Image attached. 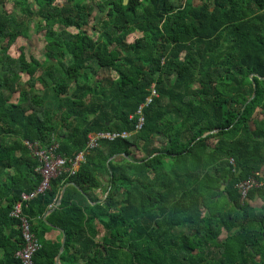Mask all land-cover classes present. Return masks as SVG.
<instances>
[{
  "label": "trees",
  "instance_id": "16d2710c",
  "mask_svg": "<svg viewBox=\"0 0 264 264\" xmlns=\"http://www.w3.org/2000/svg\"><path fill=\"white\" fill-rule=\"evenodd\" d=\"M203 1L16 0L0 10V264H22L11 211L42 180L26 140L57 142L65 158L85 151L75 174L60 173L24 209L41 243L35 264H58L53 228L67 235L60 264H264V186L249 193L259 206L238 190L264 170V0ZM91 17L97 38L68 30ZM32 27L45 31L44 61L8 53ZM107 132L130 135L86 151L90 134Z\"/></svg>",
  "mask_w": 264,
  "mask_h": 264
},
{
  "label": "built area",
  "instance_id": "2783aa9c",
  "mask_svg": "<svg viewBox=\"0 0 264 264\" xmlns=\"http://www.w3.org/2000/svg\"><path fill=\"white\" fill-rule=\"evenodd\" d=\"M158 93L154 85L150 88V94L146 98V101L137 109L138 121L136 129L139 130L144 124L143 108L150 104ZM130 133H92L89 135V141L87 143V150L98 146L99 139L107 137L114 139L116 137H128ZM25 144L31 150L32 154L38 158L39 166L37 171L40 173L42 180L39 186L32 192H23L20 198L14 203L11 216L18 220V228L20 229L21 237L23 240V246L16 252V256L20 258L22 264H35L33 260L34 254L40 249L41 243L38 236L32 229V224L29 216L25 213V208L28 206V202L35 198L38 194L44 193L50 186V181L58 176L63 171H68L69 174H75L79 169L81 163L85 159V151L79 152L74 157L65 158L57 153L59 144L57 142L52 143L50 146H44L39 141L31 142L26 140ZM69 167H66V166ZM264 186V170L256 171L246 180L238 184V190L240 193L241 202H249L252 205H256L258 199L251 200L249 193L253 188Z\"/></svg>",
  "mask_w": 264,
  "mask_h": 264
},
{
  "label": "rangeland",
  "instance_id": "374dc122",
  "mask_svg": "<svg viewBox=\"0 0 264 264\" xmlns=\"http://www.w3.org/2000/svg\"><path fill=\"white\" fill-rule=\"evenodd\" d=\"M16 0H5V2L2 4L0 3V10L5 9L8 12H11L15 9L14 2ZM203 0H196V4H202ZM32 5L36 7L35 2L32 1ZM91 22L89 24L83 25L82 27H77L78 25H70L68 27V30L71 32H77L80 29L86 30L90 35H92L94 38H97V32L94 31L92 23H93V17H91ZM141 33L139 31H136L135 33L128 36L127 40L128 42H133L135 38L140 36ZM45 45H46V39H45V31H36L35 28L32 27L30 36L27 38L18 37L13 44L10 46L8 53L13 56H19V54L24 51L26 52L27 56H34L35 58L39 60H45ZM114 75V73H111ZM28 76L26 74H23V80H26ZM39 88H42L40 84H38ZM17 97V94L14 96V98ZM143 154L141 152H136V157L141 158ZM261 205L260 201H256V206ZM102 229V227H101ZM103 230V229H102ZM226 236V231L222 232L221 238H224Z\"/></svg>",
  "mask_w": 264,
  "mask_h": 264
},
{
  "label": "water",
  "instance_id": "95a60500",
  "mask_svg": "<svg viewBox=\"0 0 264 264\" xmlns=\"http://www.w3.org/2000/svg\"><path fill=\"white\" fill-rule=\"evenodd\" d=\"M128 1H129V0H123V3L126 5V4L128 3ZM255 90H256V84L254 83V93H253V96L255 95ZM114 157H115V156H114ZM112 158H113V157H112ZM71 183H72V182H69V183H67V184L63 187V189H62V191H61V193H60V196H59V198H58L56 204H55V205L49 210L48 213L52 212L54 209H56V208L58 207V205H59V204L61 203V201H62V198H63V195H64V193H65L66 187H67L69 184H71ZM225 187H226V184L222 185V186L220 187L219 190H225ZM59 230L62 232V240H61L60 250H59V252H58V254H57V256H56V262H57L58 264H60V261H61V254H62V252H63V250H64V247H65V241H66V236H67L63 229H59Z\"/></svg>",
  "mask_w": 264,
  "mask_h": 264
},
{
  "label": "crops",
  "instance_id": "0c3cea01",
  "mask_svg": "<svg viewBox=\"0 0 264 264\" xmlns=\"http://www.w3.org/2000/svg\"><path fill=\"white\" fill-rule=\"evenodd\" d=\"M11 55V54H10ZM13 56V55H12ZM14 57H18V55L17 56H14ZM16 95V94H15ZM14 95V96H15ZM14 96L12 97V101H16L17 100V98H18V94H17V97L16 98H14ZM61 231L59 230V229H56V228H53V229H51V230H49L47 233H46V238L48 239V240H50V241H57L58 239H60V240H62V238H61ZM61 262V261H60Z\"/></svg>",
  "mask_w": 264,
  "mask_h": 264
},
{
  "label": "bare ground",
  "instance_id": "6f19581e",
  "mask_svg": "<svg viewBox=\"0 0 264 264\" xmlns=\"http://www.w3.org/2000/svg\"><path fill=\"white\" fill-rule=\"evenodd\" d=\"M35 255V254H34ZM33 260H34V256H33ZM35 262V261H34Z\"/></svg>",
  "mask_w": 264,
  "mask_h": 264
}]
</instances>
